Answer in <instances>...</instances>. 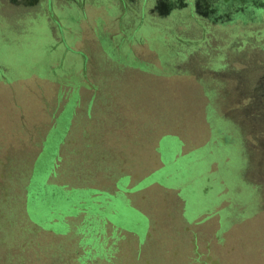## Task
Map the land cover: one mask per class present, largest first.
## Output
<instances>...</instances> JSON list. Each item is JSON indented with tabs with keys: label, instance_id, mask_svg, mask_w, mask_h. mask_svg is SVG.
I'll list each match as a JSON object with an SVG mask.
<instances>
[{
	"label": "rangeland",
	"instance_id": "1",
	"mask_svg": "<svg viewBox=\"0 0 264 264\" xmlns=\"http://www.w3.org/2000/svg\"><path fill=\"white\" fill-rule=\"evenodd\" d=\"M2 2L0 264H264V155H256L264 129L244 118L251 97L234 88L237 79L209 85L188 67L182 76L168 67L157 73L155 54L134 33L139 23H148L142 36L150 48L162 32L170 35L169 53L189 39L183 26L166 21L163 31L151 28L149 14L138 20L130 3L124 15L115 6L98 11V42L89 7L76 16L53 7L50 16L71 31L63 32L64 49L38 27L43 6L17 14ZM251 31L260 35L248 23L237 27L225 45L236 51V39ZM261 45L225 64L253 80L263 56L250 48ZM70 48L82 52L80 63ZM216 119L236 128L239 150L213 142ZM233 151L236 169L225 160ZM229 176L245 190L258 188L251 211L221 195Z\"/></svg>",
	"mask_w": 264,
	"mask_h": 264
},
{
	"label": "flooded vegetation",
	"instance_id": "2",
	"mask_svg": "<svg viewBox=\"0 0 264 264\" xmlns=\"http://www.w3.org/2000/svg\"><path fill=\"white\" fill-rule=\"evenodd\" d=\"M0 2L8 5L17 14L18 12L25 10L28 11L29 15H31L35 8L43 6L46 13L43 15H35L36 17H39L36 18V20L40 19L38 27L40 30L46 29L53 39L61 46H63L65 38L63 32H65L66 35H69L71 34V31H64V26L61 24L60 20H56L50 16V13L53 14V7L56 9L57 13L61 14L68 11L74 16H76L77 13H83V10H81L83 8L79 7L84 4L86 7H89L87 9L90 11H88L90 17L92 16L91 21L93 25L91 28L94 34L93 42H98L96 39L97 33L101 32L100 28L96 24V21L100 17L99 15L102 14L98 11L113 8L115 6L119 8L121 13L124 15L126 13L125 5L129 3L132 4L135 14L138 15V20L141 21L142 16L145 13L149 14L150 18H152V24L150 23V26H152L151 28H162L166 22L172 24L173 28L183 26L185 30L184 32L189 40L183 42L179 41L182 45L175 47V50L172 53H169L168 46L170 35L164 32H162L160 37L152 39L154 40L153 43L155 45L153 48H150L147 41L144 40L142 36L145 33L143 29L148 26L147 21L139 23L138 27L134 30V33L138 34L139 38L142 39V42L140 41L139 43L145 44L147 48L155 54L158 60V66L152 62L150 63L155 66L156 71H160L157 72L159 74L164 68L168 67L176 71L175 75L182 76L186 73V67H188L191 71L196 70L194 77H208L209 85L214 84V78L234 76V79H237L235 80L237 85H235L234 88L240 92L241 96L249 94V97H251L250 102L243 107L242 114L244 115V118L252 124L251 127L253 129H257L258 127L259 129H264V0H0ZM156 17L161 19L156 22L154 21L156 20ZM247 23L254 28H258V33L262 36H257L256 33L251 31L249 32L250 36L237 38L235 41L237 48H235L236 51H233L234 43H228L225 45V40L228 35L227 33H233L237 27L243 28ZM52 24H54V26ZM77 27L80 28L82 34L84 32L82 22L77 24ZM161 28L160 30L163 31ZM56 32L58 33V36H56ZM179 38L181 39L182 37ZM208 42L218 44L216 46H209L212 48L208 51L205 48L206 45H208ZM256 42L260 44L262 43L261 48L254 47L250 48V50H253L252 52H256L257 54H262L263 58L261 59L260 64L253 67L256 72H259L258 76L254 79L252 78L253 80L250 81L246 80V78H240L239 76L244 74H241L242 72H246L244 71L245 68L234 71L225 63L227 57L230 55L232 57L235 55L236 57L246 54L250 45ZM165 44L166 46L163 47L162 45ZM62 48L67 49L64 46ZM129 49L133 53V46L130 45ZM69 51L74 53L72 58L74 62L77 61L80 63L82 61L83 57L81 55V51L73 50V48H70ZM175 59L179 60V63H173L172 61ZM36 77L39 78L38 76ZM39 79L60 83L58 78L57 80H49L46 78ZM199 85L201 86V84ZM72 91H76L78 93V88H74ZM257 110H262V115H259L261 113L257 112ZM217 120L218 119H216L213 124H209L210 136L212 135V132H214V135L216 134L213 142L219 143L220 145L225 143L230 145L233 143L232 140H236V142L241 143V137H239L236 128L229 127V129H225L222 125H219L220 122ZM215 123L217 124L215 125ZM163 137L168 138L169 136L167 134L162 135V137L158 140V145ZM176 138L182 141L179 136ZM179 143L181 144L180 141ZM257 143L258 144L256 146L260 149V153L256 155L262 157L264 155V137L262 138L260 136L257 139ZM183 144L184 142L182 141L181 146H183ZM158 145L156 151L158 153L159 160L162 163L161 167H163L164 163L162 162L160 153L158 152ZM195 149L196 148L193 150ZM226 152L229 153L228 150H226ZM178 155H180V151ZM252 155L253 157L256 156L254 154ZM236 157L237 156L235 154L232 157L228 156L225 160L232 161L235 160ZM247 159L249 161L250 158L247 156ZM258 164L263 165L264 167V161L263 164L260 161ZM248 191V195L254 197L260 195L257 187L253 186ZM248 208L249 207L246 209ZM219 221L221 227V224L223 223L222 221H224L222 220L221 215Z\"/></svg>",
	"mask_w": 264,
	"mask_h": 264
},
{
	"label": "trees",
	"instance_id": "3",
	"mask_svg": "<svg viewBox=\"0 0 264 264\" xmlns=\"http://www.w3.org/2000/svg\"><path fill=\"white\" fill-rule=\"evenodd\" d=\"M4 69V68H3ZM3 69H0L1 71H2V73L3 74H7V73H5V72H7L6 70H3ZM5 71V72H4ZM71 76H74L73 74H71ZM1 81V80H0ZM2 81H6L5 79H3ZM7 82V81H6ZM75 91H72L71 93H70V95L72 94V93H74ZM69 95V96H70ZM62 110H64V108L62 109ZM63 111H61L60 113H59V115H61V113H62ZM217 123H215V125H216ZM220 125V124H219ZM54 128V126L51 128V129H53ZM50 129V130H51ZM214 139V138H213ZM44 142H46V140L44 141ZM232 144H234V148H236L237 150H239V148H240V145H239V143L238 142H236V140H232ZM44 146V145H43ZM43 149V148H42ZM43 152V151H42ZM40 155L41 154H39V156L37 157V159L36 160H38L39 159V157H40ZM233 155H235V151H233ZM222 156V155H221ZM36 160H35V163H36ZM230 162V161H229ZM34 163V164H35ZM231 163H235V160H232L231 161ZM234 169H236V167H237V163H235L234 164ZM31 173H32V171H31ZM30 175L31 174H27L26 176L24 175L23 177H20V179L18 178L16 181H22L23 179H25V180H27V179H29L30 178ZM238 177V176H237ZM227 178V180H228V182L230 183V184H226L227 186H226V189H227V191L226 192H222L221 193V195H225L226 196V198L227 197H229V196H231V197H233V198H235V200L237 201V202H243L244 204H247L248 205V210L249 211H251L252 209H253V207L254 206H257V198L256 197H254V196H251V195H248L249 194V191L248 190H245L244 189V186H237V184H236V182H235V179L236 178H233L232 176H229V177H226ZM226 180V179H225ZM232 180V181H231ZM231 181V182H230ZM64 186H62V188H63ZM5 189V186H4V184L0 187V196H1V191H3ZM94 192H99L97 189H92ZM222 190H224V189H222ZM117 191V190H116ZM98 196V194H95V193H93V195H92V197H97ZM25 198H26V195H25ZM11 201H15L14 199H11ZM16 202V201H15ZM26 202V201H25ZM0 207H1V209H2V205H0ZM225 210H227V208H223V209H221L220 210V213L222 212V211H225ZM247 210V209H246ZM9 213H8V216L10 217L9 219H12V215L11 214H13L14 213V211H8ZM222 222H224V221H222ZM0 224H1V220H0ZM224 224H226V223H224Z\"/></svg>",
	"mask_w": 264,
	"mask_h": 264
}]
</instances>
